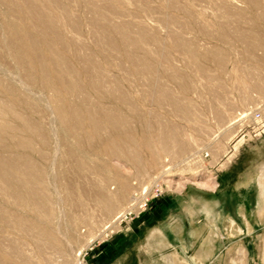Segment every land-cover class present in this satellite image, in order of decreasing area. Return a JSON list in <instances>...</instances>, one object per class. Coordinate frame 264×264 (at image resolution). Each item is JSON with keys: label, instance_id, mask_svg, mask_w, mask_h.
Masks as SVG:
<instances>
[{"label": "rangeland", "instance_id": "rangeland-1", "mask_svg": "<svg viewBox=\"0 0 264 264\" xmlns=\"http://www.w3.org/2000/svg\"><path fill=\"white\" fill-rule=\"evenodd\" d=\"M59 1L68 8L69 17L76 24L74 28L65 24L62 14L47 0H37L40 7L52 13L61 34L63 46L56 47L58 55L64 57L71 68L80 70L75 49L85 55L89 53L99 68L122 86L129 98V106L112 97L98 98L84 83L91 103H112L126 114L129 136L122 133L126 143L118 144L129 150V157L124 151L110 153L107 146L100 144V139L113 133L103 126L100 137L82 140L81 146H72L89 162L85 172L74 173L69 169L70 162H65V158L70 157L64 156L65 148L59 145L63 142L64 130L46 107L51 90L41 85V73L35 72L36 82L29 84L10 58H0V77L24 86L35 107L30 108L22 94L13 95L1 84L0 98L15 103L20 112L35 120L47 138L24 131L19 120L0 114V119L17 126L19 136H29L34 146L22 149L15 145L9 132L3 131L1 135L6 145H0V152L7 156L27 154L46 168L47 186L56 207L55 213L50 211L53 221L47 227L60 234V241L48 238L43 245L42 241L32 239L28 233L0 218V242L3 244L0 243V249L11 246L20 249L18 256L11 258L13 261L0 255V264H20L25 260L26 264H76L77 255L87 264H129V246L130 250L132 245L138 250L142 243L145 244L148 234L159 229L164 230L173 244L171 250L189 254L196 249L183 247L179 240L191 239L192 243L193 232H189V227L184 233H176L174 229L188 221L189 210L214 206L210 202L216 195L221 204L214 208L222 205L224 212L235 219V224L230 225L233 230L221 233L211 229L206 236L204 226L198 224L199 232H194L203 233L206 240L218 235L214 241V259L228 250L245 248L249 251L250 264H264L261 254L264 217L255 213L259 179L264 181V0H96L103 11L109 9L108 2H115L119 10L118 15L111 14L115 21H130L132 28L145 30L152 37L143 47L133 50L135 55L148 58L146 69H138L136 62L128 59L120 48L105 47L98 42L89 1ZM22 11L20 0L0 3V37L7 43L11 39L7 30L18 23L16 15ZM110 32L111 37L120 42L118 34ZM239 32L247 33L248 37L244 40ZM174 36L191 42L195 47L194 57L174 42ZM250 42H254V47L248 45ZM14 49L13 53L24 54L20 47ZM211 51H218V58L211 55ZM28 67L26 64L30 69ZM78 76L82 82L87 80L82 74ZM161 89L167 96H161ZM74 97L71 99L77 100ZM255 112L260 113L259 119L254 117ZM168 130L177 131L184 144L166 149L158 143L162 132ZM148 138L152 143L150 148L143 143ZM95 144L97 146H93ZM131 151L136 153L135 157L131 156ZM62 158L65 163L61 162ZM90 163L99 167L108 164L110 168L104 169L108 174L89 172L92 171ZM60 167L64 168L67 179L62 180L57 173ZM116 171L129 179V198L119 202L112 216L105 215L95 199L96 189L101 183L111 186L113 191L117 187L113 176ZM65 185L72 188L64 189ZM84 188L86 191H82ZM65 191L71 200L67 201ZM0 204L16 211L12 215L17 214L18 207L1 195ZM239 204L247 206L246 224L237 213ZM18 211L29 218L38 217L28 207ZM196 218L192 217L191 221ZM203 237L197 240L198 247ZM237 252L230 254L239 256L240 250ZM208 254L203 247V255Z\"/></svg>", "mask_w": 264, "mask_h": 264}, {"label": "bare ground", "instance_id": "bare-ground-1", "mask_svg": "<svg viewBox=\"0 0 264 264\" xmlns=\"http://www.w3.org/2000/svg\"><path fill=\"white\" fill-rule=\"evenodd\" d=\"M3 1L4 0H0V3H3ZM20 1L21 5L23 6L24 12L22 11L21 13L16 15L18 18V23L16 22V25H12V23L9 22L12 27H9V31L7 30V34L11 37L12 40L10 39V42L7 43L5 38L0 37V58H10V62L12 63V65L15 68L17 67L18 69H21V73L24 74V76L27 78V81H30L28 82L29 84L37 80L35 72L41 73V85L44 88H47V90H51L49 97H47L48 101L46 100V107L51 111V115H54V118L58 120L59 124H61L62 126L61 128H63L64 130V133L62 132L64 134L63 139H61L63 140V142L60 141L59 145H62L65 148V150L63 151L64 156L70 157H64L66 159L65 162H70L69 169L75 171L74 173H82L88 169V160L86 161L82 156L76 153L75 147L81 146L82 140H91V138L93 137H98L103 126L104 128L109 127L110 129H112L113 133L104 140L100 139V144H103V146H107L106 149H108L107 151L110 153L124 151V154L129 157V150H127L124 146H120L118 144L119 142L126 143V140L121 137L122 133H125L127 136H129V130L127 129L129 120L124 116L126 114L123 115V113L119 111V106L117 107V105H114L112 103L109 105L97 103L98 101L96 103H91L89 101V94L86 91L84 83H87L90 89L94 90L98 98L112 97L114 99L127 102L129 106V98L127 94L123 92L122 86H120L116 80L108 77L109 74L104 73L103 70L99 68V65L93 61V58L90 55H88L89 53L85 55L80 49H75L77 57L76 59H78L80 63V70L71 68L68 61L64 57H60L58 55L59 53L56 47H62L63 45L61 34L59 33L56 24L53 22L54 20L51 16L52 13H50L48 9L42 8V6L40 7L37 0ZM47 1L50 3V5H53L56 10H58V13L62 14L65 24L70 27V29L71 27H75L76 24L69 17L68 13L70 12L68 8L63 6V4H61L59 0ZM87 1L90 2L91 11L94 16V29L97 35L98 42L105 47L120 48L124 52V54H126L128 59L130 58L136 62L138 69L148 68V58L146 56L135 55L136 53H134L133 50L143 47L144 43L152 39L149 33L145 30L132 28V23L130 21H115L113 19L114 16H111L112 13L117 14L119 11L115 2H108L110 5L109 9L103 11L101 9V6L98 4L99 2L97 3L96 0ZM108 6L105 8H108ZM237 14L241 15V13L239 12H237ZM24 15L27 16L26 19L22 18ZM110 31L116 32L118 34V40H120V42H116L111 37ZM240 33L241 37L244 38V40L246 37H248L247 33L239 32V34ZM174 42L178 46H182L194 57L195 47L191 44L190 41L182 39L179 36H174ZM248 45L254 47V42H250ZM14 47H20L21 49H23L24 54L22 53L23 55H20L21 53H13L12 51L15 50ZM211 55L218 58L219 54L218 51H211ZM26 64L30 69L26 68ZM80 74H82V76L84 75L85 77L83 78L87 79L85 82H82L78 78V75ZM11 81L7 80L5 77H0V84L3 85V87L8 92L17 96L19 94H22L23 100L24 102H26L25 104H27L30 108L35 107L32 99L30 100L29 98V94L26 93V90H24L26 88L23 89L24 86L20 87L18 86V84H16V82ZM31 84L33 85V83ZM160 94L164 97L167 96L165 90L163 89L160 90ZM72 96H75L77 100H72ZM14 104L9 100L0 98L1 116H12L16 120L20 121L21 128L24 131H28L30 132V134L46 140V135L43 136L44 133L42 132L39 124L31 117L25 115L23 112H20ZM17 130L18 128L15 124H12L9 121L1 118L0 145L3 147L4 145H6L5 140L1 135V133L5 131L10 133L13 141L15 142V145H18V147L28 150L33 148V140H31L29 136H19L17 134ZM177 135V131L175 130L164 131L160 135L158 139L160 142L158 143L162 144V146L166 149H168L169 146H181L184 144V142L182 143V139L180 140ZM143 143L147 147L149 146V148L150 146H152L151 140L149 138L147 140H144ZM93 146H97V144ZM135 154L136 153L134 151H131V156L135 157ZM84 157L86 158V156ZM152 157L157 160V158H155V155H153ZM64 158H62L61 160V162L63 161L62 163H65L63 160ZM92 164L90 163L92 171L90 170L89 172L91 173L99 172L102 175V172L105 171L104 169H108L106 168L108 164H106V166L101 165L100 167L94 163ZM60 169L61 167L59 168V170ZM61 171L62 173H59ZM61 171L57 172L61 176V179H67L66 175H64L66 173H64L65 170L63 167ZM106 173L108 174V172L105 171V174ZM112 175L113 174H111V176ZM113 176L114 180L117 181V187L114 188L113 191H111L110 189L111 186H103L100 185L101 183L97 185L98 188L96 189V192L98 191V194L95 199L101 209L105 211V215H111L112 213H114L116 209H118L117 207L121 203H123L122 201L129 198L130 185L128 177L118 173V171H116ZM210 179L211 178H208L207 180ZM67 185L64 186V189L71 187ZM49 190L50 189L47 186L46 181L45 167H42L27 154L16 153L7 156L0 152V195L7 202L14 204V206L16 205L15 207H18V209H24L28 207L32 214L38 215L36 219L29 218L19 212L18 209L17 214L12 215V213L16 211H12L11 209H8L7 207L0 204V218L5 222L12 223V225L19 228V230L28 233V235H30L32 239H35L38 242L42 241L43 245L45 241L47 242L48 238L57 241L60 237L59 232L53 229L52 231H50L47 227L48 223L53 221L50 211L55 213L56 208L54 198ZM82 191H86V189L84 188V190ZM66 192L67 191H65V194H67L66 198L68 199L67 201H69L71 200L69 199L71 197H68V193L70 194L71 190H68V193ZM135 198L136 197H134V199ZM119 202L121 203L119 204ZM113 220L112 223H114L113 225H115L116 223L114 221L117 220ZM0 243L2 244V242ZM41 243H38L39 246ZM4 250L8 251L9 253H7V255H3L2 252ZM19 250L20 249L15 247L12 248L11 246L8 249H0V255L3 258H6V260L8 259V261H13L11 258L15 257L14 255L18 256ZM76 259V264H87L84 259L79 257V255L76 256ZM25 261L23 263H25ZM12 264L14 263L12 262Z\"/></svg>", "mask_w": 264, "mask_h": 264}, {"label": "crops", "instance_id": "crops-1", "mask_svg": "<svg viewBox=\"0 0 264 264\" xmlns=\"http://www.w3.org/2000/svg\"><path fill=\"white\" fill-rule=\"evenodd\" d=\"M260 164V163H259ZM263 180L259 179V195L257 200V205L255 209V213L258 216L264 217V185ZM216 195L213 198V201L210 202L211 205L221 204L220 201H218ZM196 202H198L199 198H192ZM192 204H194V201H191ZM214 206L207 205L204 208H200V210H189V217L187 222H183L182 226H176L175 232L179 233L182 231L184 233L185 228L189 227L190 233L193 232V241L191 243L190 240H186L185 242L182 240L180 245H182L185 248H195L196 250H191L190 253L184 254L179 253L178 249L171 250L170 248L173 247V244L168 239L167 235L165 234L164 230H156L151 231L147 238L145 244L137 248L132 249L131 245L129 246V264H250V258H249V251L248 249H237L240 250V255L232 257L231 254H234L237 252V250H228L225 254H223L220 257H217L216 259L213 258V250L215 247V239L217 240L215 235L211 240H206V236L209 234L211 229H217L218 232L230 231V225L235 224L234 218L230 217V214H226L224 212V208L221 206H218L219 208L215 209ZM238 215L240 216V219H242L245 223L247 221V206L244 204H239L238 206ZM197 217L194 219L195 221H191L192 217ZM177 220V219H176ZM180 222L179 220H177ZM198 224H201L204 226V232H207L206 236H204L203 233H195L194 230H199ZM246 224V223H245ZM193 227H196V229ZM225 228V229H224ZM250 228V227H249ZM207 229V231H206ZM233 230V229H232ZM199 232V231H198ZM204 236V237H203ZM159 237H161L159 239ZM203 237L201 245L198 247L197 240L199 238ZM203 247L208 250V255H203ZM135 253L137 256H135ZM231 253V254H230ZM262 259L264 258V250H261Z\"/></svg>", "mask_w": 264, "mask_h": 264}, {"label": "built area", "instance_id": "built-area-1", "mask_svg": "<svg viewBox=\"0 0 264 264\" xmlns=\"http://www.w3.org/2000/svg\"><path fill=\"white\" fill-rule=\"evenodd\" d=\"M260 116H261V115H260V113H259V112H255V113H254V117H255V118L259 119V118H260Z\"/></svg>", "mask_w": 264, "mask_h": 264}]
</instances>
